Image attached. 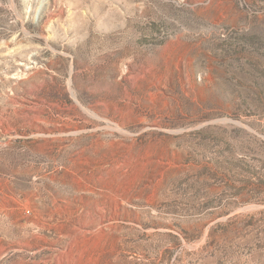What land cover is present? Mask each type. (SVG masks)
<instances>
[{"label": "rangeland", "instance_id": "obj_1", "mask_svg": "<svg viewBox=\"0 0 264 264\" xmlns=\"http://www.w3.org/2000/svg\"><path fill=\"white\" fill-rule=\"evenodd\" d=\"M0 264H264V0H0Z\"/></svg>", "mask_w": 264, "mask_h": 264}]
</instances>
